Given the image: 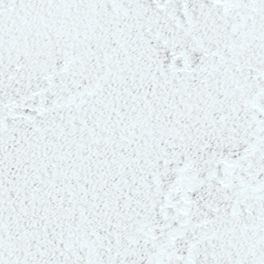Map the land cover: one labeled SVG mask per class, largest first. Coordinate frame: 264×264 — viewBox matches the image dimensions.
I'll return each mask as SVG.
<instances>
[{
	"label": "snow or ice",
	"instance_id": "obj_1",
	"mask_svg": "<svg viewBox=\"0 0 264 264\" xmlns=\"http://www.w3.org/2000/svg\"><path fill=\"white\" fill-rule=\"evenodd\" d=\"M0 264H264V0H0Z\"/></svg>",
	"mask_w": 264,
	"mask_h": 264
}]
</instances>
